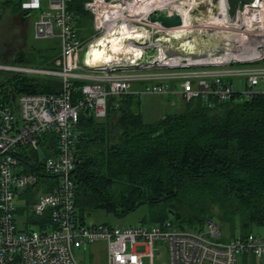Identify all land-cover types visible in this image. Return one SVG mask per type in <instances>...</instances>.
<instances>
[{"label":"built area","instance_id":"obj_1","mask_svg":"<svg viewBox=\"0 0 264 264\" xmlns=\"http://www.w3.org/2000/svg\"><path fill=\"white\" fill-rule=\"evenodd\" d=\"M8 1V0H4ZM74 0H21L22 12L37 13L36 39L58 37L56 68L0 64V71L61 79L59 94H22L14 105L0 102V264H82L76 249L107 246V264L153 262L158 245L168 247L169 264H264V237L249 233L221 242L217 225L181 229L172 222L120 227L82 222L75 205L76 127L82 112L107 117L110 97L161 95L191 102L227 101L235 95L264 93V0L238 7L227 29L239 35L242 50L219 65H190L173 60L142 69L86 70L81 58L87 45L118 24L146 26L154 10L181 0H86L94 33L82 40L69 5ZM2 15L0 5V17ZM88 72H99L89 75ZM235 78L245 91L236 92ZM89 80L74 100V82ZM142 85L138 91L133 88ZM56 134L55 155L40 150L44 134ZM23 200V205L18 200ZM145 249L144 252L140 251Z\"/></svg>","mask_w":264,"mask_h":264},{"label":"trees","instance_id":"obj_2","mask_svg":"<svg viewBox=\"0 0 264 264\" xmlns=\"http://www.w3.org/2000/svg\"><path fill=\"white\" fill-rule=\"evenodd\" d=\"M20 1H5L2 13L7 7L25 17ZM85 2L69 5L76 27L87 28L79 34L82 40L94 33ZM60 53L58 44L37 56L20 52L13 64H0L54 69ZM84 83L74 82V100L81 97ZM61 91L58 77L0 71V102L11 106L22 94ZM211 102L184 101L180 111L154 123L145 122L135 94L110 97L104 120L82 112L76 127L74 173L79 219L86 222L98 211L122 219L148 206L161 208L149 225L164 222L171 214L177 227L195 231L222 214L242 228L264 225V93ZM55 149V132L44 134L41 152L48 157Z\"/></svg>","mask_w":264,"mask_h":264},{"label":"water","instance_id":"obj_3","mask_svg":"<svg viewBox=\"0 0 264 264\" xmlns=\"http://www.w3.org/2000/svg\"><path fill=\"white\" fill-rule=\"evenodd\" d=\"M251 0H181L151 12L146 26L118 24L91 41L81 58L86 70L142 69L173 60L219 65L241 52L238 34L227 30L238 7Z\"/></svg>","mask_w":264,"mask_h":264},{"label":"rangeland","instance_id":"obj_4","mask_svg":"<svg viewBox=\"0 0 264 264\" xmlns=\"http://www.w3.org/2000/svg\"><path fill=\"white\" fill-rule=\"evenodd\" d=\"M17 1V0H10ZM5 1L0 0V5ZM5 8V6H4ZM38 20L37 13H30L21 16L18 13H12L9 8L3 10L0 19V61L13 64L17 59V54L20 52H27L26 55H39L45 53L51 47L58 46L60 40L58 37L49 39H36L34 27ZM87 28L79 27L80 36L86 31ZM61 46V44H60ZM236 92L242 93L245 91L244 78H235L231 82ZM258 90L263 89L260 85ZM181 99H176L175 102L168 106L166 97L159 95H142L140 98V110L147 123H154L166 114H172L180 111L178 108ZM18 204L23 205V200H18ZM160 207L150 208L142 206L135 212L131 213L125 218L117 219L108 216L105 211H98L86 217V223L93 224H114L120 227L129 226H142L149 225V221L154 220L160 215ZM164 222H172L175 225V219L172 214ZM164 222L154 223L153 225H161ZM211 222V221H210ZM212 223L217 225L218 230L221 232V242H228L234 238L242 236L243 233H253L257 236L264 237V225L250 224L246 228H242L238 221L231 222L229 217L222 214L220 218H214ZM189 230V229H187ZM140 251L144 252L145 249ZM75 255L82 264H107V246L103 242L90 244L87 250L76 249ZM143 264H151L147 258L143 259ZM152 264H169V251L168 247L158 245L155 248Z\"/></svg>","mask_w":264,"mask_h":264},{"label":"crops","instance_id":"obj_5","mask_svg":"<svg viewBox=\"0 0 264 264\" xmlns=\"http://www.w3.org/2000/svg\"><path fill=\"white\" fill-rule=\"evenodd\" d=\"M91 38V37H90ZM89 38V39H90ZM86 40H88V39H86ZM99 72H88V74L89 75H97ZM82 81H85V82H91V81H89V80H82ZM142 88V85H136V86H134V88H133V90L134 91H138V90H140ZM264 88V87H263ZM159 96H161V95H159ZM140 97V96H139ZM163 97V96H162ZM164 97H166V100H167V105L168 106H174V105H172V104H170L171 102H175V106H177V102H176V99L177 98H171V97H169V96H164ZM141 98V97H140ZM178 99H180V98H178ZM184 107V101L181 99L180 100V105H179V109L181 110L182 108ZM144 117V116H143ZM105 119V118H104ZM104 119H100V120H104ZM118 119H119V117L118 116H116V117H114L113 118V122H114V124H115V128H116V132H117V130H118V127H117V123H118ZM48 151H50V150H48Z\"/></svg>","mask_w":264,"mask_h":264}]
</instances>
